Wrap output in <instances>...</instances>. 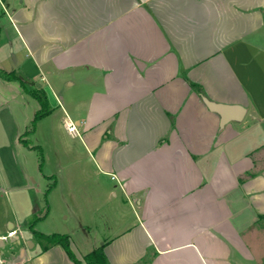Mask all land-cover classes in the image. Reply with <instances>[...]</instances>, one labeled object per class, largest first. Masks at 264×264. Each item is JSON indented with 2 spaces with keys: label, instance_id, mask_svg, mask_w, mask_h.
I'll return each instance as SVG.
<instances>
[{
  "label": "crops",
  "instance_id": "crops-1",
  "mask_svg": "<svg viewBox=\"0 0 264 264\" xmlns=\"http://www.w3.org/2000/svg\"><path fill=\"white\" fill-rule=\"evenodd\" d=\"M0 16L18 77H0V236L31 233L4 263L73 264L29 228L48 207L35 229L82 264L103 238L110 264H264V0H0ZM29 91L50 112L26 147ZM204 97L246 115L221 126Z\"/></svg>",
  "mask_w": 264,
  "mask_h": 264
},
{
  "label": "trees",
  "instance_id": "trees-1",
  "mask_svg": "<svg viewBox=\"0 0 264 264\" xmlns=\"http://www.w3.org/2000/svg\"><path fill=\"white\" fill-rule=\"evenodd\" d=\"M1 17V16H0ZM1 23H0V36H1ZM0 77L7 79V80H16L18 77L13 72H7L4 69L0 67ZM199 92L200 89L193 85ZM29 93L38 100L40 103V109L35 113L31 123L29 124L27 130L24 132V134L21 136V142L27 147L28 142L25 137H27L30 134H33L36 131L37 123L40 119L45 117L50 112V106L48 102L47 95L42 91H29ZM36 148L39 151V157H40V167L43 163V151L40 147H33ZM53 182L49 183L47 186V189L45 191V196L49 193V191L54 187L55 184V178L53 177ZM48 207H46L45 211L42 213H36L34 217L31 219L29 223V228L33 235H35L37 238H39L43 243L44 247L48 248L51 245L60 244L70 257V259L73 261V264H82V261L76 256L74 253L72 246H71V240L69 235L62 234V233H51V234H45L41 233L38 230L35 229V225L42 219H44L48 214ZM84 259L87 261L88 264H110L108 261V258L105 254L104 247L100 246L92 250L91 252L87 253L84 256Z\"/></svg>",
  "mask_w": 264,
  "mask_h": 264
},
{
  "label": "water",
  "instance_id": "water-1",
  "mask_svg": "<svg viewBox=\"0 0 264 264\" xmlns=\"http://www.w3.org/2000/svg\"><path fill=\"white\" fill-rule=\"evenodd\" d=\"M210 110L217 112L221 116V126L231 121H241L247 112V109L242 105H229L211 101L208 98H203Z\"/></svg>",
  "mask_w": 264,
  "mask_h": 264
},
{
  "label": "rangeland",
  "instance_id": "rangeland-1",
  "mask_svg": "<svg viewBox=\"0 0 264 264\" xmlns=\"http://www.w3.org/2000/svg\"><path fill=\"white\" fill-rule=\"evenodd\" d=\"M34 154H36V153H30V155H34ZM38 158V157H37ZM36 176L38 175L37 173H34ZM39 186H40V193L38 194V197H39V201H46L47 200V196H45V191H46V189H47V186L45 187L44 185H43V183H42V181L40 180L39 181ZM47 202V201H46ZM130 209V207L129 208H127L126 209V211H127V213L129 214V211L131 210H129ZM42 212V211H41ZM41 212H39V213H41ZM130 215H132L131 214V212H130ZM50 220H49V218L43 223V224H41V226H39L40 228H43V230H48L49 228L46 226L47 224H48V222H49ZM72 218H71V220H69L68 221V223L70 224V223H72ZM94 230H96V229H93V231L91 230V235L92 236H94L95 235V233L94 234H92L93 232H94ZM25 234H27V235H29V234H31L30 232H29V230L28 229H25V233L23 232H19V235H17V238L16 237H14V238H16L17 240H20V242H22V241H24V239L22 238V236H24ZM106 236H108V235H106ZM14 238H9L8 240H2V239H0V245L2 246L1 248V251L5 254V250H4V246H7V245H9V244H12V242L14 241ZM103 240H104V238L102 239V241L100 242V246L102 245V242H103ZM20 245H15V251L18 249V247H19ZM1 264V263H0ZM4 264H6V263H4Z\"/></svg>",
  "mask_w": 264,
  "mask_h": 264
},
{
  "label": "built area",
  "instance_id": "built-area-1",
  "mask_svg": "<svg viewBox=\"0 0 264 264\" xmlns=\"http://www.w3.org/2000/svg\"><path fill=\"white\" fill-rule=\"evenodd\" d=\"M68 128H69L70 132H76V126L75 125H69ZM17 233H18L17 230L10 231V232H8L7 235L0 236V239L7 240L9 236H15ZM0 263L1 264L4 263L2 259H0Z\"/></svg>",
  "mask_w": 264,
  "mask_h": 264
}]
</instances>
